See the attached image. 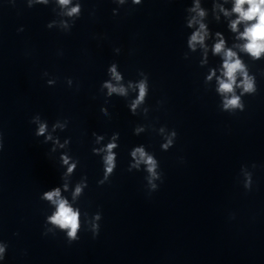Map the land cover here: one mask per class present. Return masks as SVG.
I'll use <instances>...</instances> for the list:
<instances>
[{"label": "clouds", "instance_id": "obj_1", "mask_svg": "<svg viewBox=\"0 0 264 264\" xmlns=\"http://www.w3.org/2000/svg\"><path fill=\"white\" fill-rule=\"evenodd\" d=\"M36 2L47 3V0H36ZM124 2L125 0H119V3L121 4ZM230 2L231 8L229 9L224 7V4L229 3V0H224V4L215 3V0H213L212 9L213 12L218 10L225 18H230L228 20L227 27L233 34H235V39L237 41H242V43L235 44L233 47H228L224 35L219 31L215 33V43L212 45L211 51L213 55H218L222 58V65L220 68L221 75L216 76V70H212L207 79L211 80L213 76H216L218 84L217 92L223 96L224 110L234 111L239 109L240 112H243L245 110V104L242 102V96L245 94L254 95L257 92V87L255 77L249 75L247 65L243 62L238 52L234 51L233 48H238L240 52L248 55L254 61L264 59V0H230ZM58 3L61 6H68L72 3V0H58ZM132 3L140 5L142 0H132ZM201 4L202 0H194L192 6L187 9L188 12L195 13V15L188 19L187 27L192 28L194 25H198V27L192 32L187 43L188 47L193 51H195L197 45H199L205 50L206 55L208 49L205 41L209 38L210 32L208 25L203 22L207 12ZM79 13L80 5L77 4L68 10L67 15L78 16ZM215 18L216 20L220 19L219 15ZM19 31H22V29ZM109 71L115 81H121L122 77L116 71L115 64L109 68ZM238 76L242 77L239 83L237 82ZM49 83L52 82L49 81ZM103 87L107 88L109 96L113 93L122 96L127 94V90L123 85H113L110 82H105ZM135 87L138 88V96L131 104L133 113L135 112L137 106L144 102L148 93L147 79L141 80L137 85H135ZM237 88L241 89L239 95L236 94ZM101 111H103V109H101ZM38 120L39 117L37 116L30 122H36ZM55 127H57V125L54 124L53 130ZM46 131L47 124L39 123L38 129L34 134L39 137L43 136ZM136 131L139 132L141 129L137 128ZM163 131L164 129L162 128L161 132ZM93 135L95 136L96 134L93 133ZM118 135L119 133L114 134L112 140L115 141ZM176 137L177 132L173 129L171 136L167 138V142L162 145V150L167 151L173 147ZM51 138V135H49L46 137V140ZM102 138L103 137H97V140ZM67 142L68 141H65V143ZM55 143H59V141H55ZM117 146L118 145L116 143L110 142L107 144L106 148L93 149V151L97 153H106L103 157V162L106 166L104 176L97 182L98 185H103L108 182L110 176L116 169V155L112 150ZM61 147H63V145H61ZM2 149L3 137L2 134H0V150ZM130 155L135 159V163L129 165L128 171H132L133 168H138L139 165L143 163L145 165V171L148 173V183L150 185L149 192L156 191L158 189V185L154 183L153 180L159 179L163 182L162 172H157L158 161L153 155L147 153L143 146L136 147L133 151H131ZM61 159L63 164H69L70 158L66 155L62 154ZM75 166V164H71L67 168V172L65 174L67 175L72 173ZM252 184V175L247 173L244 188L250 191ZM86 186L87 184L85 183L83 187ZM83 187L79 184L76 186L75 193L73 194L74 198L81 194ZM40 199L46 200L55 206L54 212L46 217L45 224L54 225L57 229L64 231L69 244L79 240V232L81 230L79 209H74L66 198L61 197L60 188L56 187L53 190L46 191L40 196ZM101 218L102 216L100 212L95 213L92 217L95 222L91 224L89 231L92 232L94 238L99 234L100 225L98 222ZM50 231H52V229L49 228L44 232V234L47 235ZM7 247V244L0 243V261L5 259Z\"/></svg>", "mask_w": 264, "mask_h": 264}]
</instances>
